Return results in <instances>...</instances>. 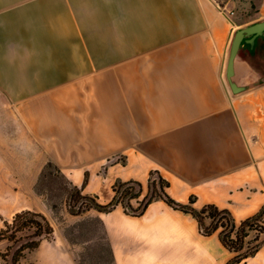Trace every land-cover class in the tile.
Listing matches in <instances>:
<instances>
[{
    "label": "crops",
    "instance_id": "1",
    "mask_svg": "<svg viewBox=\"0 0 264 264\" xmlns=\"http://www.w3.org/2000/svg\"><path fill=\"white\" fill-rule=\"evenodd\" d=\"M231 2L0 0V214L49 218L54 205L39 188L49 162L66 185L103 203L116 180H140L146 192L158 170L181 202L195 195L196 207L215 203L238 222L258 212L264 33L235 58L232 79L243 90L232 89L227 67L237 30L264 20V0L247 21ZM87 212L103 220L113 264H203L204 254L226 264L233 256L218 233L201 234L191 214L163 200L142 216L122 205ZM25 260L80 264L56 230ZM241 264H264V244Z\"/></svg>",
    "mask_w": 264,
    "mask_h": 264
},
{
    "label": "trees",
    "instance_id": "2",
    "mask_svg": "<svg viewBox=\"0 0 264 264\" xmlns=\"http://www.w3.org/2000/svg\"><path fill=\"white\" fill-rule=\"evenodd\" d=\"M53 166L49 162L46 170ZM170 181L158 170L150 173L147 191L145 185L137 179H118L113 184L114 196L103 203L95 196L83 193L73 186L67 196V206L72 214H82L91 209L111 212L122 205L125 213L142 216L151 203L163 200L176 210L191 214L198 222L199 231L205 236L218 233L221 243L233 253L226 264H241L255 255L264 244V204L255 214L238 222L233 212L215 203H206L196 207L197 197L192 195L189 202L175 199L168 191ZM4 225L0 229V243L7 241L5 249L0 248L2 264H22L28 252L38 249L43 239H52L55 228L50 219L42 212L25 209L16 212L11 219L0 214ZM25 264H33L28 262Z\"/></svg>",
    "mask_w": 264,
    "mask_h": 264
},
{
    "label": "rangeland",
    "instance_id": "3",
    "mask_svg": "<svg viewBox=\"0 0 264 264\" xmlns=\"http://www.w3.org/2000/svg\"><path fill=\"white\" fill-rule=\"evenodd\" d=\"M229 1H232L231 3L235 10L234 17L237 20L247 21V19L257 16L260 11L258 0H226V4ZM39 188L49 194L48 202L54 205L49 218L54 225L57 235L60 238L66 239L71 247L75 249L79 263L113 264L112 250L105 233L103 220L91 212L75 215L69 211L68 206H65V199L67 195L66 190H70L71 188L64 183L54 167L47 170L44 182L40 184ZM170 220L186 225V223L178 221L176 218ZM187 226L189 227L188 224ZM171 234L174 237L176 233L173 232ZM7 244L6 242L1 244L0 248L5 249ZM32 258H35L34 254H32ZM25 263H27V260L24 258L22 264ZM203 264H221V258L212 260L204 254Z\"/></svg>",
    "mask_w": 264,
    "mask_h": 264
},
{
    "label": "water",
    "instance_id": "4",
    "mask_svg": "<svg viewBox=\"0 0 264 264\" xmlns=\"http://www.w3.org/2000/svg\"><path fill=\"white\" fill-rule=\"evenodd\" d=\"M263 33H264V20L242 27L238 29L235 34V37L231 45V51H230L228 67H227V77L231 83L232 89L235 92H239L244 89V87L238 86L232 79L235 72L234 70L235 58L237 56L239 48L243 43L254 42L255 39ZM262 82H264V77L262 78Z\"/></svg>",
    "mask_w": 264,
    "mask_h": 264
},
{
    "label": "built area",
    "instance_id": "5",
    "mask_svg": "<svg viewBox=\"0 0 264 264\" xmlns=\"http://www.w3.org/2000/svg\"><path fill=\"white\" fill-rule=\"evenodd\" d=\"M212 1L220 8L226 6V0H212Z\"/></svg>",
    "mask_w": 264,
    "mask_h": 264
}]
</instances>
